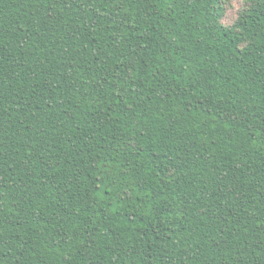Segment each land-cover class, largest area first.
Wrapping results in <instances>:
<instances>
[{"label":"trees","instance_id":"1","mask_svg":"<svg viewBox=\"0 0 264 264\" xmlns=\"http://www.w3.org/2000/svg\"><path fill=\"white\" fill-rule=\"evenodd\" d=\"M0 264H264V0H0Z\"/></svg>","mask_w":264,"mask_h":264}]
</instances>
